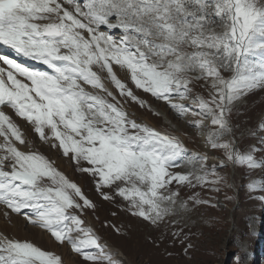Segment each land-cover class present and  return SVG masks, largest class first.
<instances>
[{
    "label": "snow or ice",
    "instance_id": "snow-or-ice-1",
    "mask_svg": "<svg viewBox=\"0 0 264 264\" xmlns=\"http://www.w3.org/2000/svg\"><path fill=\"white\" fill-rule=\"evenodd\" d=\"M0 44L50 70H30L0 55L7 66L0 65L3 215H10L7 210L24 215L33 227L70 246L85 264L123 261L84 226L81 216L96 206L50 159L21 150L28 142L3 107L89 174L105 200L122 197L133 215L157 227L166 217L188 211V202L171 187L174 182L191 187L227 182L208 180L216 166L206 168L204 156L193 155L188 173L172 171L186 153L179 138L133 119L98 73H106L104 79L124 102L148 106L118 78V66L135 89L167 102L179 116L191 111L210 119L216 127L207 132L208 143L223 150L233 166L264 168L255 146L239 150L230 120L249 93L264 89V0H0ZM196 85L208 88L209 99L191 96ZM190 98L195 109L173 102ZM193 126L204 132L201 121ZM259 129L264 131V122ZM221 166L227 165L222 161ZM248 188L264 190V181L253 180ZM190 199L206 203L198 196ZM0 264L64 261L31 241L0 233Z\"/></svg>",
    "mask_w": 264,
    "mask_h": 264
},
{
    "label": "rangeland",
    "instance_id": "rangeland-1",
    "mask_svg": "<svg viewBox=\"0 0 264 264\" xmlns=\"http://www.w3.org/2000/svg\"><path fill=\"white\" fill-rule=\"evenodd\" d=\"M116 33L117 30L113 31V34ZM32 68L38 71L48 69ZM114 71L118 78L128 83L135 94L150 106L141 107L130 99L124 102L115 86L104 79L106 73H98L106 86L121 99L123 107L132 118L157 131L176 136L186 149L185 156L178 162L179 167L171 169L172 171L188 173L192 170L189 161H192L193 155L204 156L207 157L206 168L216 166V175H209L208 180L223 177L227 183H207L203 186L196 184L191 187L174 182L171 187L173 191H179L181 200L188 202V211L180 210L166 218L164 226L162 224L155 228L150 222L133 215L122 197L116 196L114 202L105 200L89 174L79 172L74 162L64 157L60 150L50 144L44 143V146L32 124L22 119L19 125V117L14 111L10 112L5 108L28 142V147H22L23 151H34L35 146L41 145L39 154L54 162L57 170L81 188L96 206L95 209H86L81 216L84 226L91 227L101 242L107 245V251L113 253L116 260L123 261V264H264V190L250 191L248 188L253 180L264 181V168L249 170L242 165L232 167V163L226 160L224 151L213 149L208 143L207 132L216 127L211 124L210 119H202L191 111L181 117L167 102L135 89L118 66H114ZM85 87L86 90H91L90 86ZM208 91L206 86L196 85L191 96L198 94L207 100ZM173 102L189 105L193 109L197 107L191 98ZM198 120L204 128L203 133L193 126ZM230 120L239 150L246 152L255 146L256 158L264 159V144H260L264 131L259 129V125L264 122V89L249 93L238 110L230 114ZM45 131L47 133V129ZM222 161L227 166H221ZM217 187L219 191L215 190ZM104 191L110 190L105 188ZM194 196L206 203L194 204L190 199ZM3 208L5 209L3 206L1 211ZM7 211L10 214L8 217L3 215V211L0 213L1 233L8 234L10 238L31 241L43 250L59 254L64 264H85L82 257L66 243L60 245L46 230L28 223L24 215ZM23 212L32 214L29 209H24ZM189 244L193 247L189 248Z\"/></svg>",
    "mask_w": 264,
    "mask_h": 264
},
{
    "label": "bare ground",
    "instance_id": "bare-ground-1",
    "mask_svg": "<svg viewBox=\"0 0 264 264\" xmlns=\"http://www.w3.org/2000/svg\"><path fill=\"white\" fill-rule=\"evenodd\" d=\"M113 31H116V30H113ZM117 32H119V30H117ZM5 49H8V48H6V47H4ZM15 52V51H14ZM14 52H11V51H9V52H7V54L6 55H4V56H7L8 58H10V59H13V60H15L17 63H20L22 66H25V67H27L26 66V64H28V65H33V64H36V65H43L42 67H44V68H47V66L46 65H44L43 63H41L40 61H38V60H33V59H31L30 57H25V56H23L26 60L24 61V60H22V56H19V55H16ZM25 63V64H23V63ZM1 65H2V63H0ZM6 66V65H5ZM7 67V66H6ZM103 82H104V80H102ZM107 87L109 88V86L107 85ZM235 168V167H234ZM234 168L232 169V170H234ZM6 209H4L3 208V212L5 211ZM166 218H168V217H166ZM166 218L164 219V221L163 222H161L160 224H159V227L163 224V226H164V224H166ZM162 226V227H163ZM159 227H157V226H155V228H159ZM1 231V230H0ZM1 233V232H0Z\"/></svg>",
    "mask_w": 264,
    "mask_h": 264
},
{
    "label": "water",
    "instance_id": "water-1",
    "mask_svg": "<svg viewBox=\"0 0 264 264\" xmlns=\"http://www.w3.org/2000/svg\"><path fill=\"white\" fill-rule=\"evenodd\" d=\"M237 142V141H236ZM232 167H233V164H232ZM232 174L234 175V170H232Z\"/></svg>",
    "mask_w": 264,
    "mask_h": 264
}]
</instances>
